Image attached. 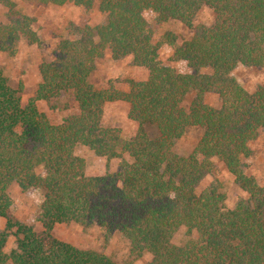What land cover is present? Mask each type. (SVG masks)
Listing matches in <instances>:
<instances>
[{"label":"trees","instance_id":"trees-1","mask_svg":"<svg viewBox=\"0 0 264 264\" xmlns=\"http://www.w3.org/2000/svg\"><path fill=\"white\" fill-rule=\"evenodd\" d=\"M25 1L91 7L96 0ZM0 4L7 9L0 52L15 55L22 41L39 43L36 18L16 0ZM98 8L107 14L105 23L69 27L40 64L42 82L27 104L0 69V264H117L54 236L57 223L119 235L133 256L150 255L151 264H264V185L247 173L245 162L249 143L264 130V84L248 92L232 76L241 64L264 66V0H98ZM205 8L214 19L196 26ZM147 12L159 25L176 20L192 29L179 45L167 33L174 47L170 62H184L188 72L161 62ZM107 51L114 60L132 56L148 78L131 81L128 92L96 88L89 77ZM62 92L72 95L77 112L55 124L36 103ZM207 94H216L219 105H208ZM113 100L127 102L138 125L129 139L103 122ZM188 128L201 135L184 156L174 145ZM77 146L119 159L117 171L89 175ZM216 161L246 194L234 208L226 207ZM209 175L213 180L200 189ZM14 187L42 192V231L16 216ZM11 235L16 247L7 253Z\"/></svg>","mask_w":264,"mask_h":264},{"label":"rangeland","instance_id":"rangeland-1","mask_svg":"<svg viewBox=\"0 0 264 264\" xmlns=\"http://www.w3.org/2000/svg\"><path fill=\"white\" fill-rule=\"evenodd\" d=\"M17 5L27 14L36 18L33 25L39 36V43L30 44L22 41L15 55L0 52V69L8 79L11 86L19 90L23 104L36 95L42 80L39 73L40 64L48 59L59 40L67 36L71 25L91 26L96 28L105 23L107 14L98 8V0L93 6L77 5L73 2L64 5L39 6L25 0H16ZM7 9L0 4V22L6 21ZM146 17L155 29V41L160 44V60L163 64L174 65L181 73L188 72L184 62L171 63L174 47L170 44L172 33L176 38V45L192 35V29L185 27L179 21L169 20L163 25L156 23V14L147 12ZM214 19L212 10L205 8L198 13L195 25H209ZM149 72L144 67L133 63V57L128 56L121 60H114L109 51L100 59L89 81L98 89L114 87L116 90L128 92L131 81H144ZM232 76L248 92H254L258 86L264 84V66L253 67L239 65ZM192 95H188L186 102L190 103ZM205 102L210 106H218L220 100L216 94H207ZM38 110L43 113L50 122L62 123L69 116L77 112V104L70 93L62 92L50 99L37 100ZM129 104L123 100L109 101L105 105L103 122L108 126L118 127L123 139L134 136L138 125L128 116ZM201 132L196 128H188L185 135L177 140L174 150L180 155H189L196 147ZM250 153L245 159L247 173L264 185V130L260 131L255 139L249 143ZM75 154L86 161L89 175H104L107 172H116L120 163L119 159H107L97 156L93 151L84 146H77ZM217 173L223 183V191L226 194V207L234 208L239 197L246 196L235 183L233 176L225 169L221 162L216 161ZM213 180V176H207L200 185L205 188ZM14 200V210L18 219L36 231L43 230L39 221L38 207L42 203V192L37 190L22 191L14 187L11 190ZM5 227V220L0 218V230ZM57 238L70 243L77 248L85 250L101 251L117 264H151L150 255L140 258L130 253L127 241L119 235L107 238L100 228L85 229L78 223H57L52 229ZM183 234L178 235V240ZM16 247V237L11 235L5 251L10 253Z\"/></svg>","mask_w":264,"mask_h":264}]
</instances>
